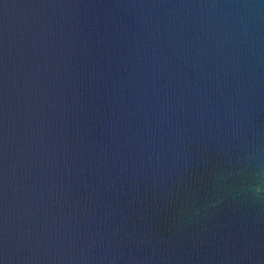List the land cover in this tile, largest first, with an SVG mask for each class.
I'll use <instances>...</instances> for the list:
<instances>
[{
  "label": "water",
  "instance_id": "obj_1",
  "mask_svg": "<svg viewBox=\"0 0 264 264\" xmlns=\"http://www.w3.org/2000/svg\"><path fill=\"white\" fill-rule=\"evenodd\" d=\"M0 264H264V0H0Z\"/></svg>",
  "mask_w": 264,
  "mask_h": 264
}]
</instances>
